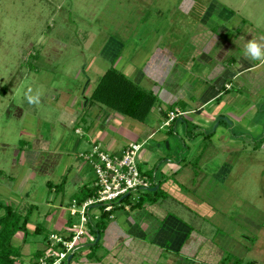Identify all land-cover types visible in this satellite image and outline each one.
I'll return each mask as SVG.
<instances>
[{"label": "rangeland", "instance_id": "obj_1", "mask_svg": "<svg viewBox=\"0 0 264 264\" xmlns=\"http://www.w3.org/2000/svg\"><path fill=\"white\" fill-rule=\"evenodd\" d=\"M237 8L253 19L262 18L257 25L264 30V0H0V200L15 206L22 214L26 212L23 205L29 202L36 205L26 227L28 234L17 232L13 237V242L21 247L22 263L30 259L36 248L44 246L42 236L32 233L38 220L44 227L42 235L48 230H57L53 224H46L41 210L49 209L51 217L63 227L79 223V216L69 212L70 196L78 192L77 186L69 177L65 189L62 185L61 190L60 186L64 177L61 165H67L66 153H59V160L50 166L47 156L51 149H40L38 145L43 140L60 141L61 136L66 148L77 142L71 155L74 157L72 167L83 163L81 175L87 178L83 182L93 184V170L81 154L92 150L89 131L99 117L91 113L81 120V114L94 110L83 106L85 97L82 98L80 92L85 81H94V76L98 79L102 75L93 69H107L113 61L114 66L121 69L133 56L142 57L143 52L150 51L141 67L139 86L159 97L163 89L178 96L188 84V92L192 94L186 93V96L190 95L192 100L202 99L215 85L214 79L207 76L213 72L215 62L211 60L220 55L223 36L235 35V13L241 17ZM106 47L118 51L119 57H107L103 52ZM232 47L235 49V39ZM203 53L206 59L210 58L208 63L201 60ZM177 63L181 65L175 74ZM247 75L236 80L229 77V91L206 107L208 112L221 108V114L212 124L196 127L191 118L185 119L186 123L176 120L178 124L174 121L171 125H162L164 118L160 120L154 112L146 117L147 121L154 122L151 129L158 131V135L165 134L164 141L171 146L169 151L165 142H159L160 149L170 153L172 163H180L179 158L186 159L188 164L183 168H190L194 173L185 175L183 182L192 181L194 176L199 180L206 177L207 186L200 192V200L215 209L212 216L203 214L189 204L186 193L173 194L174 191H169L166 198L162 197L157 203H162V210L167 209L174 222L186 224L185 234L192 230L190 238L204 239L198 254L204 260L189 259L185 264H215L226 256L225 264L235 256L240 258L237 264H264V78L254 84ZM173 78L178 84L168 86ZM131 80L137 82L133 77ZM90 82L87 91L93 87ZM155 86L161 88L156 92ZM73 95L81 98H72ZM29 96L36 97L37 102L29 103ZM180 98L161 102V113H164L162 109L166 110L164 117H168L171 104L180 105ZM66 106L81 115L73 125L63 120ZM97 106L113 112L102 104L97 103ZM229 112L235 113V118L230 117ZM190 115L196 116L191 111ZM75 126L80 127L76 130L80 134L74 132ZM195 128H199L200 133L194 138ZM204 130L210 132L209 137L204 138ZM227 139L235 140L234 146L225 144ZM145 141L143 148H157L155 139ZM184 142L192 144L186 147ZM193 142L200 143L194 145ZM191 157L193 160L188 162ZM167 163L162 160L156 164L158 178L160 169ZM139 165L148 173L154 168L144 167L141 161ZM184 171L181 169L180 173ZM49 183L56 186L57 191L49 195L54 206L47 208ZM138 189L131 191L128 199L145 192V188ZM24 191H27V200ZM137 211L140 210L127 214L134 216ZM123 212L122 207L116 211L118 221ZM143 222L146 224L142 228L137 224L136 234L149 243L157 232L146 219ZM135 229L136 226L129 232ZM168 247L171 248L170 244L162 251L161 260L168 257ZM157 248L154 247L155 254ZM83 249L88 246L76 249L72 262L81 260ZM97 253H104V248L98 246ZM165 261L179 264L177 258L173 262ZM63 264H67V259Z\"/></svg>", "mask_w": 264, "mask_h": 264}, {"label": "crops", "instance_id": "obj_2", "mask_svg": "<svg viewBox=\"0 0 264 264\" xmlns=\"http://www.w3.org/2000/svg\"><path fill=\"white\" fill-rule=\"evenodd\" d=\"M238 4L241 5L240 3ZM238 4H237V7H239ZM236 11H238L241 17H239L238 14L235 13V35H233L232 38H229V37L225 38V36H223L222 40L224 41H222L220 44L222 45V47H224V44H225V50H224L225 54L222 55L223 53L219 51L220 57L217 56L218 59L211 60V62L213 61L216 63V65L215 63L213 64L214 66L213 72L209 76H207L208 78L210 77L211 80L214 79L213 81L215 85L212 86L211 88L212 90L205 93V95L202 96V99L199 97V98L192 100V98L190 99V95L189 97L186 96V93L192 94L188 92V86H189L188 84L183 86L185 90L184 89L182 90L183 93L182 92L178 93L179 94V95L177 94L178 96L174 95L173 93H170L166 89H163L160 92L159 97H157L158 99L154 103L156 108L153 105L150 110V112H154L155 115L160 118V120L163 118L165 119L164 115L166 113L165 108L162 109L164 110V113H161L160 111L161 110L160 106H162L161 102L162 101L171 102V100L172 101L176 100V97L178 98L181 97L180 101L184 103L185 108L184 110H182L184 112V115L179 116L178 120H180V118L182 117L186 120L193 118L195 122L194 124L197 127H201V125L203 126V123L212 124L213 120L216 119L218 115L221 114L220 113L221 108L219 109L216 108L215 111L210 110L211 112H208V110L206 111V107L210 105L213 101L221 99L222 96L227 93V92H222V91H220L221 93H219V90H221L220 88L222 87L224 82L226 83V85H229V87L231 88V85H230L231 81H227L229 77H232L233 79L236 80V79H239L241 76L245 75L246 73H248V75H250V78H252V80L254 81V84H257L256 82L257 80L264 78V60H249V59H246L243 55L244 45L248 42V40L252 38H256V39L261 40L262 43H264V30L261 29L257 25V21L262 20V18L253 19L249 13L247 12H245V14L241 13L239 8H237ZM234 39H235V49L232 47V41ZM103 52L104 54L105 53L108 54L106 56L112 59L119 57V52L112 50V48L106 47ZM143 53L144 54L142 55V57L133 56V58L126 64V67L124 68L120 67L121 69L117 68L121 70L129 78H132V77L135 78V80H137L136 82L137 84H139L138 79L140 78V76H142L141 67L144 64V62L148 59L149 53H152V52L147 51ZM202 56L205 60L204 59H201V60H203L204 62L208 63L210 61V58H207V59L205 58V53H203ZM179 64L180 63H177L175 66V69L173 71L175 74H176L177 67H179ZM135 67L136 69H140L137 71L138 73V74L136 73L137 75L134 72L136 71ZM93 70L96 71L97 74L98 73L103 74L104 70L106 69L96 68ZM184 70L185 72L187 71L186 69ZM135 75L136 77H134ZM224 78H226V80H224ZM87 81L88 82L85 81L84 85L80 88L82 98L85 97V100L82 103H83V106H85L87 109L94 110V111L93 112L90 111V113L87 112V113L81 114L82 115L81 120H83L85 116H88V114H91V113L92 114L94 113V117H99V120L96 121L95 126H93L91 130L89 131V135L93 139L91 140L92 145L95 143H98L103 148H105L107 151L113 154H120L122 149L128 142L135 141L137 143H140L141 150L139 152L138 164L141 161L144 167L153 168L156 166V164L159 161L161 162L162 160L168 161L167 166L160 169L161 177L158 178L157 173L153 171L155 181L160 180L162 182L161 188L164 191H166L168 194H169V191L170 192L174 191L173 194L174 193L175 194L186 193L187 196L190 198L189 204H192V206L200 209L203 214L210 215V216L215 214V209H213L211 205L200 200L201 196L199 194L207 186V184H205L206 177L205 178L202 177L199 180V177L197 178V176H194V178L192 177L193 178L192 181H187L186 184L183 182V177H186L187 175L194 174V173L190 172V168H187V167L183 168L184 166L188 164L186 162V159L179 158L181 160L180 163H172L171 161L172 156L170 155V153H165L163 150L160 149L161 146L159 145V142H165L164 140H166V136L165 134L158 135L157 134L158 131H156L155 129H151L154 122L147 121V118H145L143 121H138L126 115H123L122 113H119L113 109H111L113 110L112 113L107 112L108 110L105 111L102 106H97V102H94V101L92 102L89 100L90 93L97 83L96 77L94 76V81L92 80L90 82L89 79ZM89 82L90 83L93 82V87L92 89L87 91V86ZM174 83L178 84L176 79L173 78L172 81L171 80L170 82L168 81V86L169 85L173 87L176 86ZM190 87L192 86L190 85ZM229 87L225 86V88H227L228 90L230 89ZM160 88L161 87L155 86L154 89L157 92ZM72 98H81V97H76V96L74 97L73 95ZM188 102H189V105H192L191 107L187 105ZM175 108H178V107L175 106ZM63 111H64L62 115L63 120H66L68 124L70 125L71 124L73 125L74 123H76V120H78L79 117L81 116L78 113L77 114L75 113V110L73 109V107L70 108L66 106V108H63ZM190 111L191 113L194 112L196 116L195 117H192L191 115L189 116ZM229 113H230L229 114L230 117L235 118V113H232V112H229ZM176 124H178V122H176ZM162 125H164V123H162ZM73 130L75 133L80 134L76 131V130H80L79 126L73 127ZM141 135H143L142 139H141ZM60 138H61L60 141H57V142L53 141L50 143L47 140L45 141L43 140L42 143H40L38 146L41 145L40 149H46V150L51 149V152H49V155L47 156L48 159L50 160L49 162L50 166L52 163L54 164L55 162L59 160V158L57 160V156L59 155V153L60 154L66 153L67 156L65 155L66 156L65 158L66 159L68 158L66 162L67 165L65 164L61 165L62 166L61 172L62 174L63 173L65 174V175L63 174L64 177L62 179V184L65 189L67 178L69 177L70 178L69 180H71L72 183H75V185L77 186V190H78L81 187L82 183L84 184L83 181L87 178H85L83 174L81 175L83 171V166H82L84 165L83 163L82 165H79V164L76 165V168L72 167L73 166L72 162L74 160V157L71 155H74L73 150L75 149L76 147L75 145L77 142L70 144V148L68 146L66 148V145L63 146L62 145L63 143H61L63 137L61 136ZM146 139H155V141L158 143L157 148L155 149L143 148V143L147 142L145 141ZM88 142H90V140H88ZM224 142H226L225 144L229 143V145L232 146L235 143V140L227 139ZM198 143H194V145ZM184 144L186 146V145L192 144V142H184ZM222 145H223V142L220 144L221 148L223 147ZM166 147L168 148L169 151H171V146L169 143H166ZM65 158L63 159L64 162L66 161ZM190 160H193V157H191V159H188V162H190ZM22 161H23V158H22ZM180 164L182 165V167L180 166ZM139 168H141L140 165H139ZM141 169L145 170V173L147 172L146 169L144 168H141ZM181 169H185L184 174L183 172L180 173ZM89 179L90 178H88V180ZM172 180H174L175 182L174 181L172 182ZM63 187H61V190L63 189ZM48 188L49 190H48L47 197H46L47 199L45 200L46 202L45 205L47 206V208H50L51 206H54L55 202H52V200L49 201V198H50L49 195L51 194L52 191H57V189L54 187L53 184L48 185ZM194 188L196 189L195 191H194ZM59 192H60V189H59ZM27 195L28 194L26 191L24 193L26 200L28 199ZM158 202L154 204H145L143 210L140 209V211L135 212L134 216L127 214V212L131 210H128V208H124V212L121 214L119 221L116 219V216H115L114 220L111 221L106 226L100 238L99 246H102L104 248V253L98 254L96 252V255L100 256V258L93 257L95 259L94 261V259L90 258L87 255V253L89 252V249H83L80 255L81 260H76L75 262L71 261L72 263L70 264H83L82 263L83 261H84V264H143V263L158 264V262L160 261L163 264H167L165 260H168V263H169L170 261L171 262L175 261L176 258L178 259L179 264H185L186 261L189 259L195 260L196 258H198L197 261H199V259L201 258L198 257V254H199L200 248L202 247L201 244L204 239L195 240L189 237L191 233L189 234V236L185 234L187 231V229H185L186 226L184 224H177L178 222H174L172 219H170L169 216H167V209L162 210V203L158 205L157 204ZM58 203L60 202L58 201ZM29 205L36 206L34 203H31V202L23 206H26L27 208V206ZM34 210L35 208L32 210L30 218L33 216ZM47 210L43 209L40 212L42 214L44 212L43 214L44 218L46 217V220H47L46 224H53L54 227H57V230H51V231L48 230L49 233L51 234L55 233V234H59L62 236H67L69 234L67 225L63 227V225L57 224V221H55V218H52L51 214H49L48 213L49 211ZM147 213H149L150 215H148ZM153 218H155V220ZM145 219L149 222V224L150 223L152 224L151 225L152 228L156 230L157 232L155 235H153L152 240L149 243L145 242L141 237H139L136 234V232H138L137 224H139L140 227L142 228V225L146 224L143 222ZM134 221H136L137 224ZM158 221L160 222V224H158ZM29 224L30 222H28V225ZM134 226H136L135 232L133 233H131V231L129 232V230L130 229L132 230ZM146 229H150V228L148 227ZM175 229L176 230L180 229V230H178L177 232ZM58 230H62V233L59 232ZM89 236H91L92 238V235L89 234ZM88 240H91V239H87V240L84 239L82 242L78 244V246L81 247L85 245ZM148 244H151L152 247L148 248L147 247ZM167 244H170L171 246V248L168 247V249H166L168 253V257L166 259L163 258L161 260L162 251L165 250ZM154 247H158L157 254H155ZM196 248H199L198 251L196 250ZM202 249L204 251H207L204 248ZM201 260H204V258H202Z\"/></svg>", "mask_w": 264, "mask_h": 264}, {"label": "trees", "instance_id": "obj_3", "mask_svg": "<svg viewBox=\"0 0 264 264\" xmlns=\"http://www.w3.org/2000/svg\"><path fill=\"white\" fill-rule=\"evenodd\" d=\"M224 50H225V44L224 47L220 48V52L223 53L222 55L225 54ZM225 86L226 83L224 82V84L220 88L221 90H219V93H221L220 91L222 92L229 91L227 88H225ZM89 100L92 102L94 101L99 104H102L105 107L113 109L132 119L143 121L147 117L152 106L157 100V96L154 95L149 90H146L141 86H139L137 83L133 82L131 78L127 77L124 73H122L114 66V61H113L111 62V66H109L106 69V71L97 79V83L90 93ZM179 102L181 107H184V103L182 101ZM180 105L177 106L175 103L171 104L169 109H173L175 108V106L180 107ZM178 119L179 117H176L171 122V124ZM180 120L186 123L183 117L180 118ZM204 132H205L204 138L209 137L210 132H208L207 130H204ZM199 133H200V129L197 128L196 131L192 134V137L198 135ZM97 144L98 143L93 144V147ZM88 152H83V153H88ZM152 170L155 171V167ZM153 171L151 173L146 172V174L149 177V179L153 180L151 187L155 185L158 186L155 190L151 191L149 189L151 187H149L148 189H145V192L143 191L137 197L135 198L131 197L132 199H128L131 193L130 191L129 194L121 196L117 200H115L113 202V207L110 210H104L103 208L100 207L98 214L90 215L87 213L89 220L86 223V225H87L88 233L92 235V239L88 240L85 245L88 246L89 252L87 253V255L90 258L93 257L100 258V256L96 255L97 247L100 245V238L106 226L111 221L114 220L117 210H119L121 207L123 209L128 208L131 211L136 209L140 210L144 208L145 204H154L159 200L163 199L162 197L166 198L168 193L161 188L162 182L160 180L155 181ZM50 184L51 183H49L48 185ZM62 185L63 184L61 182L60 186L62 187ZM95 192H96V186L90 183L89 184L84 183L78 189V192L76 194L71 195L70 198L71 200L75 199L76 202L79 204L86 198L94 195ZM125 199L128 200L124 202ZM33 209H34V205H29L26 208V212L22 214L15 206L0 200V264H21L23 262L21 259L22 258L21 247L13 242V237L17 232H22L24 236L28 234L26 227L30 220V216ZM94 215H97V218L94 220V222H92L90 221V218H92V216L94 217ZM72 224L73 223L67 226V229H69ZM184 225L186 226V224ZM191 231L192 230L190 229L187 234L188 236ZM43 232H44V227L39 222H37L34 226L32 233L35 235L42 236L41 239L42 242L44 243V246L42 248H36L33 251L31 258L29 260H33L35 258L43 256L46 249L49 247V242H50L49 235L51 233L47 231L46 234L42 235ZM70 235L63 237L67 238L68 240L70 239ZM97 236H99L98 240H96ZM78 244L76 248L72 252H70L72 256L69 261L67 260V264H70L71 261L73 260L75 256V250L78 249L79 247ZM52 247L56 249H64L61 243L54 245ZM70 253H68L66 257L59 264H63L64 260L67 259ZM53 259L54 257H47V263H51ZM223 259L227 260L228 257L226 256L225 258H222L220 261H218L215 264H225V260ZM239 260L240 258L235 256V259L233 261L229 262L228 260V262L229 264H237Z\"/></svg>", "mask_w": 264, "mask_h": 264}, {"label": "built area", "instance_id": "obj_4", "mask_svg": "<svg viewBox=\"0 0 264 264\" xmlns=\"http://www.w3.org/2000/svg\"><path fill=\"white\" fill-rule=\"evenodd\" d=\"M167 115L168 117H165L163 122L164 125H170L176 117L183 116L184 112L179 108H173L167 111ZM140 150L141 144L131 141L124 146L120 154L108 152L100 144L95 145L90 152L82 153L81 156L88 162L94 173L95 194L79 204L75 199L71 200L69 212L71 215L79 216V223H73L68 229L67 236L71 232L70 239L67 240L59 234H50L49 247L44 255L27 260L24 264H59L68 253L76 248L78 243L84 239H92L89 236L86 223L89 220L88 214L93 211V207L97 206L98 208L91 214H98L100 207L110 210L113 207V202L119 197L129 194L136 188L148 189L151 187L153 180L149 179L145 170L139 168L137 158ZM96 218L97 215H94L90 221L94 222ZM59 243L63 245L64 249L52 247ZM47 257H54V259L51 263H47Z\"/></svg>", "mask_w": 264, "mask_h": 264}, {"label": "clouds", "instance_id": "obj_5", "mask_svg": "<svg viewBox=\"0 0 264 264\" xmlns=\"http://www.w3.org/2000/svg\"><path fill=\"white\" fill-rule=\"evenodd\" d=\"M244 57L249 60H264V43L261 40L252 38L244 45ZM29 103L37 102L36 97L29 96Z\"/></svg>", "mask_w": 264, "mask_h": 264}, {"label": "water", "instance_id": "obj_6", "mask_svg": "<svg viewBox=\"0 0 264 264\" xmlns=\"http://www.w3.org/2000/svg\"><path fill=\"white\" fill-rule=\"evenodd\" d=\"M157 187H158V186L155 185V186H153V187H151V188H149V189H150L151 191H153V190H155ZM98 238H99V236H97L96 240H98ZM71 256H72L71 254L68 255V257H67V260H68V261L70 260Z\"/></svg>", "mask_w": 264, "mask_h": 264}]
</instances>
